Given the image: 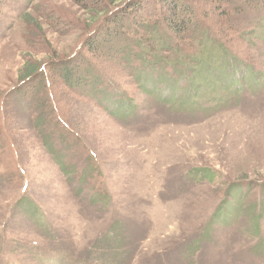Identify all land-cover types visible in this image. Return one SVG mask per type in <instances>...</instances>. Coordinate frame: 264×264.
I'll return each mask as SVG.
<instances>
[{"label":"rangeland","instance_id":"obj_1","mask_svg":"<svg viewBox=\"0 0 264 264\" xmlns=\"http://www.w3.org/2000/svg\"><path fill=\"white\" fill-rule=\"evenodd\" d=\"M74 2L5 0L0 13V126L9 151L0 145V263L78 264L113 223L124 239L120 248L130 251L126 264H264V83L237 96L208 75L195 115L137 92L127 122L81 100L49 72L42 84L19 85L29 54L51 56L52 72L73 61L86 38L70 22L83 18ZM33 11L42 16L40 30L22 24ZM256 44L253 56L264 47ZM82 59L69 69L72 76L86 73L91 61L86 54ZM111 67L98 68L107 77L119 75ZM37 97L47 104L43 111L77 134L85 153L60 160L45 149L34 122ZM224 103L229 106L221 108ZM45 124L39 127L44 133L50 130ZM238 176L249 178L250 188L232 189L234 197L222 199ZM68 254L75 259L61 258Z\"/></svg>","mask_w":264,"mask_h":264},{"label":"trees","instance_id":"obj_2","mask_svg":"<svg viewBox=\"0 0 264 264\" xmlns=\"http://www.w3.org/2000/svg\"><path fill=\"white\" fill-rule=\"evenodd\" d=\"M4 1L0 0V13ZM74 3L82 9L83 18L70 22L76 23L83 35L86 33V38L71 57L73 61L52 72L50 68L57 65L51 56L38 59L29 54L19 69V85L40 84V81L42 84L43 74L48 77L49 72L81 100L94 102L119 122H127L135 114L131 96L137 92L155 96L159 105L195 115L201 114L195 110V99L208 75L225 90H234L237 96L246 90L255 92L256 86L264 83V61L257 60V55H264V47H260L255 56L250 53L256 41L264 43V34L260 33L264 30V0H75ZM249 11L253 16L246 18ZM47 13L50 14V10ZM21 21L26 28L40 30L43 25L38 11L30 12ZM41 37L45 40L44 34ZM84 54L91 61L85 67L86 73L72 76L69 69L76 63L82 64ZM214 59H218L215 67ZM61 62L64 61L58 63ZM103 64L111 65L113 73L119 75L109 73L107 77L98 68ZM218 68L221 75L216 71ZM49 82L46 81L47 86ZM36 99L41 107L34 122L39 127L50 122L46 133L38 127V134L46 143L45 149L53 156L59 154L60 160L69 159L76 150L85 153L83 143L69 125L62 118L58 122L53 113L43 111L47 105L39 101L43 98ZM238 102V99L232 101L231 105ZM177 105L180 108L174 107ZM226 106L228 103L221 108ZM0 145L1 150L9 153L1 126ZM91 158L86 155V162H92ZM58 164L63 169L62 161ZM95 170V165L93 170L85 167L82 174L86 176ZM13 181L17 182L15 173ZM87 184L92 186L91 181ZM249 184L252 183L245 176L234 178L226 185L222 199L228 197L226 201H229L234 197L233 192L229 195L230 190L250 188ZM112 225L78 264H126L130 251L120 248L124 241L122 232ZM61 258L75 259L71 254Z\"/></svg>","mask_w":264,"mask_h":264}]
</instances>
